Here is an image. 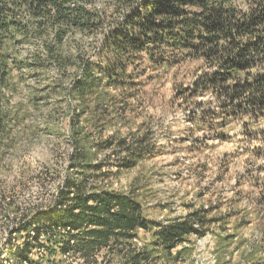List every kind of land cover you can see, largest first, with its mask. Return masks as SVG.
Instances as JSON below:
<instances>
[{"label":"trees","instance_id":"obj_1","mask_svg":"<svg viewBox=\"0 0 264 264\" xmlns=\"http://www.w3.org/2000/svg\"><path fill=\"white\" fill-rule=\"evenodd\" d=\"M76 31L101 36L97 54L91 56L104 63L80 58V74L66 88L69 96L86 100L104 78L116 84L126 70L122 58L130 66L134 53L166 65L163 58L169 53L200 59L210 72L200 75L194 90L215 97L214 106L206 109L211 123H241L243 136L258 143L256 153L264 159V0H0V136L9 116L1 104L4 90L9 85L15 90L18 84L12 82L13 71L24 76L23 70L31 74L51 61L63 75L67 57L59 48ZM224 134L217 131L214 137L224 140ZM72 135L69 169L76 176L66 175L51 203L28 211L9 230L3 252L16 263L37 264L30 254L40 247L49 256L68 254L81 264H180L188 238L203 237L212 224H219L208 215L219 208L211 205L193 207L165 222L151 220L131 193L102 185L150 153L148 130L129 137L117 132L94 136L89 149ZM97 152L106 154L94 162ZM140 231L150 232L151 238L138 246ZM16 233L20 243L12 245ZM258 251L252 247L246 252L251 264H264L254 258ZM163 256L165 262L159 260Z\"/></svg>","mask_w":264,"mask_h":264},{"label":"rangeland","instance_id":"obj_2","mask_svg":"<svg viewBox=\"0 0 264 264\" xmlns=\"http://www.w3.org/2000/svg\"><path fill=\"white\" fill-rule=\"evenodd\" d=\"M100 37L69 33L59 48L67 57L63 75L51 61L31 74L23 70L24 76L14 70L12 82L16 80L17 87L11 90L9 85L4 90L1 104L9 116L3 121L5 134L0 136V264H18L3 252L9 230L28 211L51 203L66 175L76 176L75 169H69L72 132L79 145L89 149L94 136L117 132L129 137L146 130L153 142L150 153L102 185L131 193L144 216L156 221L184 215L193 207H219L208 214L219 224H212L203 237L190 236L177 263L251 264L246 252L252 247L260 250L256 261H263L264 243L259 241L264 219L259 216H264V159L256 153L258 143L243 136L241 123L225 127L218 126L220 119L211 123L206 109L214 106L215 97L194 90L200 75L210 72L204 62L169 53L163 58L166 65L134 53L130 66L122 58L126 70L116 84L104 78L86 100L69 96L66 88L80 74V58L96 56ZM60 83L58 89L55 85ZM96 103L100 106L94 110ZM217 131L226 133L224 140L215 139ZM105 154L97 152L94 162ZM138 235L139 246L151 238L150 232ZM13 238L12 245L20 243L19 234ZM38 248L30 254L37 264H81L71 256H49Z\"/></svg>","mask_w":264,"mask_h":264},{"label":"built area","instance_id":"obj_3","mask_svg":"<svg viewBox=\"0 0 264 264\" xmlns=\"http://www.w3.org/2000/svg\"><path fill=\"white\" fill-rule=\"evenodd\" d=\"M136 242H137V239L135 240ZM137 245H138V243H137ZM139 246V245H138ZM38 249H40V247L38 248ZM42 249V248H41ZM67 256H69L68 254H66ZM2 256H3V254H2ZM211 257H213V256H211ZM9 259H11L10 257H8ZM24 263H26V262H24Z\"/></svg>","mask_w":264,"mask_h":264}]
</instances>
